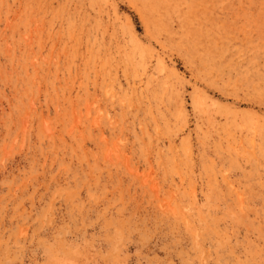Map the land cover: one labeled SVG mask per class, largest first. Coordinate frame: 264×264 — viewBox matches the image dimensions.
I'll list each match as a JSON object with an SVG mask.
<instances>
[{
	"label": "rangeland",
	"instance_id": "rangeland-1",
	"mask_svg": "<svg viewBox=\"0 0 264 264\" xmlns=\"http://www.w3.org/2000/svg\"><path fill=\"white\" fill-rule=\"evenodd\" d=\"M0 264H264V0H0Z\"/></svg>",
	"mask_w": 264,
	"mask_h": 264
}]
</instances>
